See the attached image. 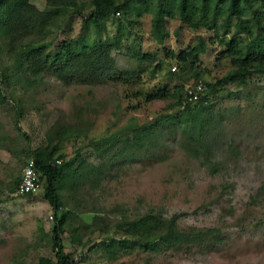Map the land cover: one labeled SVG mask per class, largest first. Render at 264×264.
<instances>
[{
    "label": "rangeland",
    "instance_id": "374dc122",
    "mask_svg": "<svg viewBox=\"0 0 264 264\" xmlns=\"http://www.w3.org/2000/svg\"><path fill=\"white\" fill-rule=\"evenodd\" d=\"M23 1L0 0V264L55 262L52 226L61 214L60 241L76 264H264V73L219 86L200 105L176 103L195 74L214 81L235 67L226 40L240 37L245 48L251 36L220 17L212 29H193L174 10L159 37L154 3L142 11L136 0L126 17L109 14L99 33L85 24L88 0H76L78 11L25 0L35 11L11 29ZM115 36L107 55L89 50ZM200 40L195 60L176 59ZM63 41L73 59L87 54L91 62L31 72L15 61L33 43L50 58ZM53 144L56 163L78 154L55 216L44 178L29 195L15 189L31 152ZM148 214L162 220L163 233L169 223L214 230L141 248L137 233L116 222Z\"/></svg>",
    "mask_w": 264,
    "mask_h": 264
},
{
    "label": "trees",
    "instance_id": "16d2710c",
    "mask_svg": "<svg viewBox=\"0 0 264 264\" xmlns=\"http://www.w3.org/2000/svg\"><path fill=\"white\" fill-rule=\"evenodd\" d=\"M131 0H88L87 5L90 9L87 11L84 18L85 24L91 26L95 33H99L101 29L105 27V21L109 14L120 11L123 16L126 17L129 8L128 2ZM140 2L142 11L149 9V6L153 4V17H152V28L155 33L162 36V19L164 16L174 15L176 10L179 19L195 29L202 26L207 29H212L217 26V19L221 18V26L228 28L230 25L233 26L237 33L245 32L251 36V40L247 43L245 48L240 47V37L234 39L229 38L224 43L228 46L227 52L231 54V62L234 64V68L229 69L220 77H217L214 81L203 82L200 77L195 74L194 80L191 84H195L197 81H201L204 84V89L198 92L197 99L192 102L186 99V93L184 90L179 91V97L176 100L177 106L182 103L183 108H189L193 105H200L207 101L209 95H211L219 86H223L228 82L238 81L245 83V79L251 71H259L264 73V0H136ZM154 1V2H153ZM57 7L73 5L76 11L81 8L77 6L76 0H59ZM62 8H60L61 10ZM33 7L28 5L25 0L20 4L18 10L15 12L12 21L11 29H15L17 21L22 18L24 13H33ZM234 19V21H233ZM233 21V22H232ZM232 22V23H231ZM254 29V30H253ZM119 36H115L113 43L101 42L100 40H94L93 46L89 47L90 51H96L98 56H105L108 54L111 47H117ZM97 45V46H95ZM62 48V49H61ZM61 48L55 51L52 56L47 54L42 55L41 44H30L26 46L24 52H19L16 55V62H19L20 67L23 65V61L28 62L25 68L31 72L38 71L47 68H57L64 64L68 68L72 64H76L77 58L86 57V62L90 56L87 54L71 56L70 44L67 41H63ZM204 50V43L202 40L199 41L197 46L193 45L188 49H182L176 55V59L180 62L186 60L193 61L197 58L198 53ZM21 56V57H20ZM21 58V59H20ZM72 61L73 63L69 65ZM74 60V61H73ZM175 69V68H174ZM172 69V71H174ZM154 123V122H153ZM151 125H154V124ZM70 131L68 130V137ZM140 136L137 135L134 141L137 143L140 140ZM47 140L50 141L49 136ZM101 142H105V139H101ZM142 144L141 142L139 145ZM49 146V145H48ZM57 150L56 144H53L49 149L45 145L34 149L31 154V158L34 161V166L38 172L39 179L42 178L46 181L44 196L54 210L53 214L60 211L61 209V197L59 195V188L61 187L62 179L67 175H72L76 169L72 167L74 158L78 154L68 158V160H62L56 163L60 155H55ZM19 182L17 180L16 186ZM15 186V189H16ZM31 193H27L29 195ZM57 222L52 226L53 235V249L55 262H52L48 258H40L39 264H76V261L70 256L69 253L65 252L60 241L59 229L60 225L64 221V215L57 216ZM162 220L151 216L142 215L138 218H133L125 222L123 226L120 222H116V226L121 228L124 232L137 233L139 237V246L141 248H154L159 242L170 244L174 240H189L195 237H199L202 234H206L214 229H206L204 231L197 230L193 231H180L177 230L171 223L167 226L165 233L161 232Z\"/></svg>",
    "mask_w": 264,
    "mask_h": 264
},
{
    "label": "built area",
    "instance_id": "2783aa9c",
    "mask_svg": "<svg viewBox=\"0 0 264 264\" xmlns=\"http://www.w3.org/2000/svg\"><path fill=\"white\" fill-rule=\"evenodd\" d=\"M173 66L171 69H174ZM204 89V84L201 81H197L195 84H186L183 90L186 93V99L188 101L194 102L198 97V92L202 91ZM183 104V103H182ZM181 104V107L183 105ZM40 184V179L38 176V172L35 169L34 161L32 158H27L23 168L22 172L19 178V182L16 186V192L19 195H26L27 193H34ZM49 217H52V215H49Z\"/></svg>",
    "mask_w": 264,
    "mask_h": 264
}]
</instances>
